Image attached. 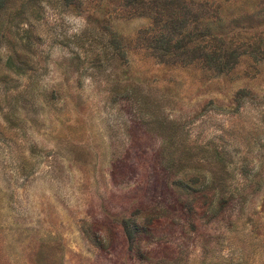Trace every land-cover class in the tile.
Masks as SVG:
<instances>
[{
    "label": "rangeland",
    "instance_id": "1",
    "mask_svg": "<svg viewBox=\"0 0 264 264\" xmlns=\"http://www.w3.org/2000/svg\"><path fill=\"white\" fill-rule=\"evenodd\" d=\"M39 2L0 25V264H264V0H182L241 46L226 74L160 63L139 38L148 9ZM162 119L177 131L169 166ZM183 147L221 179L222 207L167 182L184 177Z\"/></svg>",
    "mask_w": 264,
    "mask_h": 264
},
{
    "label": "trees",
    "instance_id": "2",
    "mask_svg": "<svg viewBox=\"0 0 264 264\" xmlns=\"http://www.w3.org/2000/svg\"><path fill=\"white\" fill-rule=\"evenodd\" d=\"M39 1L0 0V25L7 22L11 25L18 17L25 18L27 13L35 14L36 7L41 5ZM124 1V6L128 8L129 12L139 11L138 13L141 15L147 14L148 11L151 12V23L147 28L140 30L139 38L144 41L145 47L150 50L153 57L159 59L160 63L164 65L173 64L174 62L186 64L197 60L207 70H213L217 74H226L236 65L237 59L241 55L239 50L241 46L224 44V40L220 36L211 35L208 31L202 30L199 22L201 16L196 12H192L188 6L182 3V0ZM61 2L68 9L76 10V12L81 10L82 0H61ZM28 25L31 26V24ZM108 32L107 42L112 47V50H108L110 57L118 56L121 60L124 59L125 52L121 47V39L112 30ZM196 35H199L200 39L197 41L192 40L191 37ZM257 44L247 43V47H250L251 50L259 49ZM242 45H245V43ZM143 104L146 109L151 108L145 102ZM151 112L153 113V111ZM142 113H146L148 116L150 114L143 111ZM158 122V127L167 132L166 139L164 138L160 143L159 153L163 164L173 165L176 152L173 146L177 131L174 130V126L167 124L166 119L158 120ZM170 122H172V125L175 124L173 120ZM187 153L186 148L183 147V150H180L177 156L182 158V154H184L183 160L177 162V173L180 172L184 177L170 179V176L167 175V182L171 180V184L182 189L187 188V191L192 194L193 201H203L208 208L213 205L214 209L222 207L227 198L223 195V187L218 186L219 188L216 189L217 186L215 185L221 179L209 181L207 173L201 166L199 168V165L187 166L184 164ZM144 216L146 217V215ZM128 236H132L129 229Z\"/></svg>",
    "mask_w": 264,
    "mask_h": 264
}]
</instances>
